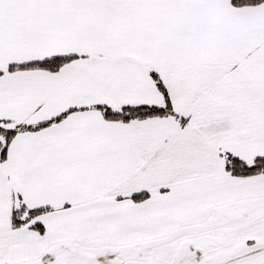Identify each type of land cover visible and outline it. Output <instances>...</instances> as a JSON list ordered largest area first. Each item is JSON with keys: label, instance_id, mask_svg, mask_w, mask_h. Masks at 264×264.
Instances as JSON below:
<instances>
[{"label": "snow or ice", "instance_id": "1", "mask_svg": "<svg viewBox=\"0 0 264 264\" xmlns=\"http://www.w3.org/2000/svg\"><path fill=\"white\" fill-rule=\"evenodd\" d=\"M0 264H264V0H0Z\"/></svg>", "mask_w": 264, "mask_h": 264}]
</instances>
